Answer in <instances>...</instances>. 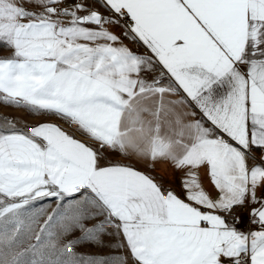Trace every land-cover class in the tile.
Here are the masks:
<instances>
[{
	"label": "snow or ice",
	"instance_id": "6c2138e0",
	"mask_svg": "<svg viewBox=\"0 0 264 264\" xmlns=\"http://www.w3.org/2000/svg\"><path fill=\"white\" fill-rule=\"evenodd\" d=\"M96 2L111 15L81 2L61 9L53 5L63 0H0V48L12 53L0 58V103L75 124L91 142L50 123L29 133L0 119V264H104L74 251L104 224L122 233L132 264H264V196H257L264 157L248 164L253 148L264 153V0ZM122 20L129 21L122 36L150 56L109 30ZM156 64L174 86L145 79ZM178 89L185 99H165ZM189 98L201 120L186 122L177 111ZM109 152L187 169L185 198L109 162ZM202 167L215 198L202 186ZM78 193L81 200L64 209L65 197ZM47 197L57 209L35 233L37 243L20 250L38 223L27 206ZM247 203L259 204L251 215L262 230L245 234L225 217ZM97 214L103 224L85 227ZM74 230L84 235L58 247Z\"/></svg>",
	"mask_w": 264,
	"mask_h": 264
},
{
	"label": "crops",
	"instance_id": "0c3cea01",
	"mask_svg": "<svg viewBox=\"0 0 264 264\" xmlns=\"http://www.w3.org/2000/svg\"><path fill=\"white\" fill-rule=\"evenodd\" d=\"M77 2L82 3L83 0H63V3H60L58 5H53V6L57 7V8H61V9L62 8H70L71 6H73ZM85 4H87V1ZM26 7H27V5H26ZM29 10L30 11H37V12L41 11V9H38V8H29ZM86 14L87 13L84 12V14H82L81 16H84ZM60 19L64 20V22L67 23L70 18L60 17ZM88 27H94V26L88 25ZM123 29H124V26H120L118 28H111V27L109 28V30L112 31L114 34H116L117 36H121L123 44L125 46H127L134 53L141 55V51H142L145 54V56L151 55L150 51H148L146 49V46H144L142 42H140L138 40L134 42L130 38H124L122 36ZM131 42H134L135 46L132 45ZM11 55H12L11 50L0 48V58H7V57H10ZM159 67L162 70V66L159 65ZM162 72H163V75L166 79H165V81H160L161 84L163 86H166V87L169 85L174 86L173 82L169 79L168 75H166L163 70H162ZM226 91H227L226 86L223 88L217 87L215 89L214 95L219 98V97L223 96L226 93ZM185 95L186 94H184L182 92V90L178 89L177 94H174V95L173 94H166L165 99L170 100V101L179 102V101L185 99ZM177 111L188 114V116L186 117V122L187 121H196V120L202 119V115H201L199 109L195 106L194 102H192L190 100V98L187 99L186 102L183 103L182 105L177 104ZM43 117H47V118L41 119L40 121L35 123L32 127L43 124V123H50V124H53V125L60 127L62 130L69 133L70 135H72L77 140H80L84 143H91L86 138L85 135H83L82 133L79 132V130L77 129V126L75 124L69 125L64 120L58 119L55 116L44 115ZM28 132L30 133V130H28ZM250 157L255 158L254 160L251 158L248 159L249 167H252L254 164H258L261 162L262 157H264V153H262L258 149L253 148L251 153H250ZM108 161L113 163V164L119 163V164L131 165L132 167L136 168L137 170L141 171L142 173L152 177L154 179V181L160 186L161 190L163 192H165V194L167 193V191H172L179 198H181V199L185 198L183 187H182V181L186 178L187 169H177L173 166V164L171 162L165 161V160H159L155 163H146L143 161H138L135 157L125 159V158L121 157L118 153H111V152L108 153ZM199 177H200V181L202 183L204 190L206 192H208L213 198H215L217 195V190L210 183V181L206 175V171L203 167L201 169H199ZM81 190H83V189H81ZM257 196L258 197L264 196V189L258 190ZM248 204L250 206L248 212L243 214L241 216V219L238 222L233 223L227 217H225L226 222L230 226L235 227L238 231L243 232L245 234L262 230L261 225L258 222H255L252 215H251L253 208H258L259 204H255V205H253L251 203H248ZM250 222L251 223H258L259 227H250V225H249ZM122 237H123V235H122Z\"/></svg>",
	"mask_w": 264,
	"mask_h": 264
},
{
	"label": "rangeland",
	"instance_id": "374dc122",
	"mask_svg": "<svg viewBox=\"0 0 264 264\" xmlns=\"http://www.w3.org/2000/svg\"><path fill=\"white\" fill-rule=\"evenodd\" d=\"M87 1V4H85ZM83 4L86 7L99 12L102 16L111 15L100 3L96 0H83ZM84 12H79L78 15H82ZM125 23L121 21L120 26H124ZM120 26H112L111 28H118ZM135 46L134 42H131ZM140 50V49H139ZM141 55L145 54L141 51ZM154 70L150 73L144 74L145 79L151 82L154 78H159L160 81H165L162 70L159 65L153 66ZM44 115H33L25 108H17L11 106H5L0 103V119L7 118L10 120L17 121L16 128L21 131H28L30 128L40 121ZM85 190H80L83 193ZM81 200V196L78 193L73 197H65L64 201L61 202L63 208L66 209L69 204H74ZM28 212L30 214L34 213L38 216V223L34 225V232L31 234L33 238L28 239L27 236L22 237L23 243L20 250L27 248L29 244H36L34 236L36 232H39L40 226H42L49 215H52L54 210L57 209V201L54 197H47L35 201L33 204L27 206ZM42 210V213H41ZM92 212H97L96 209H90ZM26 222L27 217H25ZM105 221V215L97 214L95 219L86 220L85 227L94 228L96 225L103 224ZM118 223V222H117ZM54 231H59L58 225L54 226ZM84 234L79 230H74L69 235L63 237L59 242L58 247H63V245L69 240L80 239ZM123 245V246H122ZM75 253L78 257H92L102 260L104 264H119V258L126 260V264H132L130 253L124 244V239L122 233L113 226V224H104L102 232L98 235L96 240H83L74 248ZM66 255H71V253H66Z\"/></svg>",
	"mask_w": 264,
	"mask_h": 264
},
{
	"label": "built area",
	"instance_id": "2783aa9c",
	"mask_svg": "<svg viewBox=\"0 0 264 264\" xmlns=\"http://www.w3.org/2000/svg\"><path fill=\"white\" fill-rule=\"evenodd\" d=\"M125 24L129 23V21L127 20H122ZM249 204L247 203L245 206L243 207H238L235 208L232 213L228 216H226L230 221H232L233 223L238 222L241 219V216L245 213L248 212L249 210ZM250 227H259L258 223H249Z\"/></svg>",
	"mask_w": 264,
	"mask_h": 264
}]
</instances>
